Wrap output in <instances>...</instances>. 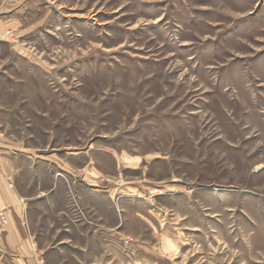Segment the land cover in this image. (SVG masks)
Instances as JSON below:
<instances>
[{"label": "rangeland", "instance_id": "1", "mask_svg": "<svg viewBox=\"0 0 264 264\" xmlns=\"http://www.w3.org/2000/svg\"><path fill=\"white\" fill-rule=\"evenodd\" d=\"M0 19V183L43 264H264V0Z\"/></svg>", "mask_w": 264, "mask_h": 264}, {"label": "crops", "instance_id": "2", "mask_svg": "<svg viewBox=\"0 0 264 264\" xmlns=\"http://www.w3.org/2000/svg\"><path fill=\"white\" fill-rule=\"evenodd\" d=\"M6 18L5 16L4 19ZM4 19H0V32L8 27L9 22ZM2 176L4 174L1 167L0 178ZM0 206L12 207L9 222L0 233V264H43L39 251L34 247L36 242L34 233L29 228L26 206L21 204L14 190H9L1 183Z\"/></svg>", "mask_w": 264, "mask_h": 264}, {"label": "built area", "instance_id": "3", "mask_svg": "<svg viewBox=\"0 0 264 264\" xmlns=\"http://www.w3.org/2000/svg\"><path fill=\"white\" fill-rule=\"evenodd\" d=\"M0 162H1V155H0ZM8 214L9 212L7 210L0 211V228L7 224Z\"/></svg>", "mask_w": 264, "mask_h": 264}]
</instances>
